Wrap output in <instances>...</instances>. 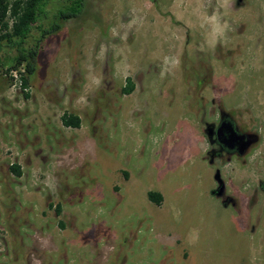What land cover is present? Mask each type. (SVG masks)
Here are the masks:
<instances>
[{
  "label": "rangeland",
  "instance_id": "1",
  "mask_svg": "<svg viewBox=\"0 0 264 264\" xmlns=\"http://www.w3.org/2000/svg\"><path fill=\"white\" fill-rule=\"evenodd\" d=\"M7 68L0 264H264V0H85L28 88ZM222 113L242 154L208 143Z\"/></svg>",
  "mask_w": 264,
  "mask_h": 264
},
{
  "label": "trees",
  "instance_id": "2",
  "mask_svg": "<svg viewBox=\"0 0 264 264\" xmlns=\"http://www.w3.org/2000/svg\"><path fill=\"white\" fill-rule=\"evenodd\" d=\"M84 4L85 0H0V49L6 48L8 51L6 63H0V66L8 65L7 69L18 75L22 89L28 88L29 76L35 70L44 38L58 32L63 23L78 17ZM50 5H54L55 10L49 18L47 9ZM46 20L49 22L44 25ZM34 30L38 31L39 36H32ZM11 52H14L12 56ZM132 90L133 84L128 78L123 93L129 94ZM61 122L65 127L80 126L79 117L72 114H63ZM9 169L15 177L21 176L19 166L12 164ZM147 196L156 205L163 201L158 192H148ZM56 213L59 215L60 210L57 209Z\"/></svg>",
  "mask_w": 264,
  "mask_h": 264
},
{
  "label": "flooded vegetation",
  "instance_id": "3",
  "mask_svg": "<svg viewBox=\"0 0 264 264\" xmlns=\"http://www.w3.org/2000/svg\"><path fill=\"white\" fill-rule=\"evenodd\" d=\"M206 127L208 143L216 146L219 153L242 154L251 143L250 136L240 132L233 118L226 113L221 114L216 124H209Z\"/></svg>",
  "mask_w": 264,
  "mask_h": 264
},
{
  "label": "water",
  "instance_id": "4",
  "mask_svg": "<svg viewBox=\"0 0 264 264\" xmlns=\"http://www.w3.org/2000/svg\"><path fill=\"white\" fill-rule=\"evenodd\" d=\"M239 2L242 1V0H238Z\"/></svg>",
  "mask_w": 264,
  "mask_h": 264
}]
</instances>
